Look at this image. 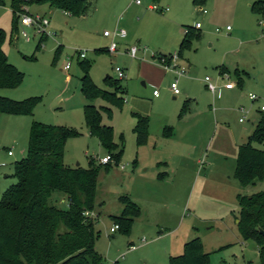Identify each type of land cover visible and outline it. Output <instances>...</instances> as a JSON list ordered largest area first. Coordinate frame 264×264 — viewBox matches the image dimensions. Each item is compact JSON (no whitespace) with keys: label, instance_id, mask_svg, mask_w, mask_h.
Segmentation results:
<instances>
[{"label":"rangeland","instance_id":"rangeland-1","mask_svg":"<svg viewBox=\"0 0 264 264\" xmlns=\"http://www.w3.org/2000/svg\"><path fill=\"white\" fill-rule=\"evenodd\" d=\"M37 1L27 0L22 14L50 21L45 39L38 30L20 24L22 14L14 15L12 0H3L0 6V29L7 37L4 52L25 76L18 89L0 91V96L38 101L32 117L0 118V163L6 165L0 186L17 183L16 162L28 148L34 122L76 130L81 135L66 142L69 168L89 169L92 158L96 166H104V157L123 151L118 164L113 160L110 170L103 167L92 213L95 218L99 215L97 250L105 264H169L170 257L182 254L184 244L195 238L201 239L211 264H260L257 244L245 241L239 232L238 198L264 192V180L243 187L234 176L237 145L247 142L264 115V16L252 13L254 0H206L203 6L194 0H141L140 6L135 0H120L119 9L111 6L112 0H87V15L81 18ZM152 6L169 11H153ZM197 23L203 26L201 38L193 39V49L182 60L180 48L173 47L174 37ZM116 30L126 31L127 38L116 40L120 50L113 55L108 52L112 40L104 33ZM133 47L140 50L134 59L126 52ZM175 53L177 70L186 69L185 75L160 64L161 54L170 56L172 64ZM87 62L92 81L109 93L114 89L107 78L118 80L116 68L125 73L118 92L121 106L102 98L93 102L103 124L113 128L118 149L111 154L86 124L81 64ZM67 64L69 71L64 69ZM145 65L162 73L148 76ZM206 78L219 88V98L206 88ZM173 83L178 85V96L171 90ZM229 83L236 85L233 91L226 89ZM250 94L258 100L252 101ZM188 98L189 109L180 117ZM138 116L150 119L144 146L137 144L134 133ZM244 116L249 121L241 123ZM162 124L172 129V140L163 136ZM13 129L18 141L8 145ZM9 147L13 158L5 156ZM122 197L141 209L129 235L111 232L115 227L111 217L124 210ZM52 202L69 210L61 195L55 194Z\"/></svg>","mask_w":264,"mask_h":264},{"label":"trees","instance_id":"trees-1","mask_svg":"<svg viewBox=\"0 0 264 264\" xmlns=\"http://www.w3.org/2000/svg\"><path fill=\"white\" fill-rule=\"evenodd\" d=\"M48 4L70 17H85L88 11L87 0H38ZM206 0H194L203 6ZM13 13H23L27 0H12ZM4 4L0 0V6ZM253 14L264 16V0L256 1ZM17 22L14 21L16 26ZM185 39L180 49L181 56L192 47L194 29L186 27ZM46 35H42L45 39ZM7 37L0 29V91L18 89L24 74L13 66L4 52ZM170 56L166 58L170 64ZM82 93L88 104L85 106V120L92 136L97 137L102 146L112 153L118 147L114 143L113 128L105 126L102 114L93 102L99 98L121 106L123 99L118 97L121 80L107 78L112 93L98 87L91 79V65L82 63ZM221 74H225L223 70ZM38 101L17 102L0 96V115L32 117ZM188 110V103L182 108L180 117ZM111 117V114H109ZM134 129L137 144L144 146L150 136V119L138 116ZM81 134L61 126L34 122L30 130L27 155L15 166L17 183L11 186L0 201V264H105V257L97 250L99 215L87 216L95 211L99 178L103 167L110 170L111 162L104 166L95 165L90 160V168H69L65 165L66 142ZM123 151L111 159L120 161ZM235 178L243 187L255 186L264 180V116L261 117L248 141L239 147L234 172ZM55 194L66 198L69 210L55 206ZM124 205L122 215L111 217L119 231L129 235L134 222L141 216L140 207L129 197L120 199ZM240 215L238 229L245 241L253 240L258 246L260 264H264V192L239 196ZM169 264H211L210 254L204 250L200 238L186 242L183 253L173 256Z\"/></svg>","mask_w":264,"mask_h":264},{"label":"built area","instance_id":"built-area-1","mask_svg":"<svg viewBox=\"0 0 264 264\" xmlns=\"http://www.w3.org/2000/svg\"><path fill=\"white\" fill-rule=\"evenodd\" d=\"M135 3L137 5H142V2L141 0H135ZM151 10L153 11H161L162 13H165V12H168L169 9L168 8H165V9H160L158 8L157 6H152L150 7ZM201 11H203V13H207V11L205 9H201ZM22 14V13H21ZM20 24L24 27H28V28H34L36 30L39 31V33L41 35H46L47 36V28L50 26V21L47 20V19H44V18H41V17H33V16H30L28 14H22L21 16V19H20ZM202 27V24L201 23H198L196 25V29H200ZM228 31H230V28L228 27L227 28ZM23 36L29 40V37L28 35L24 32L23 33ZM104 36L106 38H109L112 40V43L110 45V47L108 48V52L113 54V55H116L118 54L120 48H119V43L116 42V40L118 38L120 39H125L127 37V33L126 31L124 30H116L115 32L111 33V32H105L104 33ZM140 53V50L137 48V47H133L131 48L129 51H128V55L131 57V58H137V56L139 55ZM78 57L79 58H85V54L84 53H79L78 54ZM172 58V64L168 65L166 64V58L162 59L160 61V64H162L167 70H170L172 69L173 71L176 72V74H178L179 76H182V75H185L186 74V69H182V70H177L178 67H179V56L175 53L174 55L171 56ZM64 69L66 71L70 70L71 69V64H67ZM116 74L118 76V79L119 80H122L125 78V73H124V70L121 69V68H116ZM205 82L207 84V88L208 90L214 95V96H217L220 91H219V88L216 86V84L210 79V78H206L205 79ZM236 85L234 83H229L226 85V89H233L235 88ZM171 90L173 92V94L175 96H178L180 95V91L178 89V85L177 83H173L171 85ZM155 95H157V92L154 93ZM250 99L252 101H256L258 100V97L254 94H251L250 95ZM263 110H264V107H263ZM242 113H246V111L244 109H241L240 110ZM246 121V116L242 117L241 118V122H244ZM10 155H12L13 153L10 152L9 153ZM112 161L111 159V156H108V157H104L101 161V164H108ZM87 216H92V214L90 213H86ZM119 230V226L118 225H115L114 228H112L111 232H116ZM132 250H135L136 247L135 246H132L131 247Z\"/></svg>","mask_w":264,"mask_h":264},{"label":"crops","instance_id":"crops-1","mask_svg":"<svg viewBox=\"0 0 264 264\" xmlns=\"http://www.w3.org/2000/svg\"><path fill=\"white\" fill-rule=\"evenodd\" d=\"M256 1H258V0H254V2H253V4L256 2ZM252 4V5H253ZM122 4H121V1L120 0H112V2H111V6H113V7H115V8H117V9H119L120 8V6H121ZM252 5L250 6V7H252ZM162 9H165V8H163L162 7ZM202 9V8H201ZM252 10V9H251ZM207 11V10H206ZM202 13H203V11H201ZM64 13V12H63ZM253 13V12H252ZM65 15H67L66 13H64ZM205 14V13H204ZM207 14V13H206ZM255 15V14H254ZM68 16V15H67ZM255 16H257V15H255ZM198 24V23H197ZM196 24V25H197ZM193 29H194V32H195V35H197V36H200L199 38H201V35H200V32L202 31V29H203V26L200 28V29H196L195 27H193ZM228 31V30H227ZM229 32V31H228ZM230 33V32H229ZM185 35L186 34H184L183 36L182 35H180V34H177L175 37H174V40H173V47L175 46V47H179L180 49H181V46H182V43H183V41H184V39H185ZM106 38V37H105ZM127 38V37H126ZM125 38V39H126ZM198 38V39H199ZM108 39V38H107ZM124 40V39H123ZM119 48H120V45H119ZM193 49V48H192ZM192 49H190V51L192 50ZM128 51L129 50H127L126 49V52H127V55H128ZM186 52V51H185ZM185 52L181 55V59L183 60L184 59V54H185ZM161 56H167L166 54H161ZM128 57H130L129 55H128ZM131 58V57H130ZM132 59H134V58H132ZM181 60V61H182ZM183 63V62H182ZM188 69L189 70H191L190 69V67H188ZM219 70H220V73L224 70L223 68H218ZM69 71V70H68ZM145 71H146V73H147V75L148 76H150V72H152V73H154L155 75H158L159 73H162V71H160L158 68H156V67H153V66H150V65H145ZM225 71V70H224ZM240 84H241V82H240ZM205 86H206V88H207V84H206V82H205ZM208 89V88H207ZM235 88H233V89H227L228 91H233ZM12 91H14V90H12ZM12 91H9V92H12ZM209 91V90H208ZM210 92V91H209ZM251 95V94H250ZM175 96V95H174ZM219 96H220V94L218 93V95L217 96H215L216 98H219ZM186 97H191L190 96V94H187V96ZM249 98H250V96H249ZM10 99H12V100H15V98H10ZM190 102H191V98H188V100L185 102V103H188V109H189V104H190ZM185 105V104H184ZM183 105V106H184ZM183 108V107H182ZM182 111V110H181ZM261 111L263 112L264 110H263V107H262V109H261ZM241 112V111H240ZM200 113V111H198L197 112V114H199ZM242 113V112H241ZM6 117V118H18V117H22V116H8V115H0V118H2V117ZM262 116H264V115H262ZM262 116H260V118L258 119V121H257V124H258V122L260 121V119H261V117ZM247 121H249V119H246V121L245 122H247ZM4 122H6L7 123V120L5 119V121ZM3 122V123H4ZM14 121H9V123H13ZM240 122H241V118H240ZM245 122H241V123H245ZM137 123H138V119H137ZM257 124H256V126H257ZM7 125H8V123H7ZM137 125V124H136ZM256 126H255V128H256ZM255 128H254V130H255ZM16 129V128H15ZM15 129H13V131H12V133H10V135L12 136L11 138H12V141L8 144V145H11V144H16L17 143V141H18V135H16V134H14V132H16V130ZM161 131H162V133H163V136L166 138V139H169V140H172L174 137H175V135H174V133H173V131H172V129L169 127V125H167V124H162V126H161ZM254 130H253V132H254ZM252 132V133H253ZM135 133V132H134ZM252 135V134H251ZM250 135V136H251ZM249 136V137H250ZM248 137V138H249ZM137 140V139H136ZM247 141H248V139H247ZM240 146H242V145H237V156H238V149H239V147ZM12 147H9V149H7V151H8V155H6L5 154V156H8L9 158H13L14 157V154H12V155H10L9 153L10 152H12L13 150L11 149ZM13 153V152H12ZM26 155H27V149H25V150H23L22 152H21V159L22 160H24V158L26 157ZM237 162V161H236ZM18 162H16V164H17ZM6 167V165L4 164V163H0V180H1V178L3 177V175H4V172H5V168ZM9 178V176H7L6 177V179H8ZM11 187V186H10ZM10 187H7V188H3V186H0V199H2V197H3V195H4V193L10 188ZM135 203V202H134ZM137 204V203H136ZM133 246H135L134 244H132ZM185 245V244H184ZM136 247V246H135ZM183 248H184V246H183ZM183 253V252H182ZM181 255V254H180ZM177 256H179V255H177ZM173 257V256H172ZM171 258V257H170Z\"/></svg>","mask_w":264,"mask_h":264},{"label":"water","instance_id":"water-1","mask_svg":"<svg viewBox=\"0 0 264 264\" xmlns=\"http://www.w3.org/2000/svg\"><path fill=\"white\" fill-rule=\"evenodd\" d=\"M79 166V165H78Z\"/></svg>","mask_w":264,"mask_h":264}]
</instances>
